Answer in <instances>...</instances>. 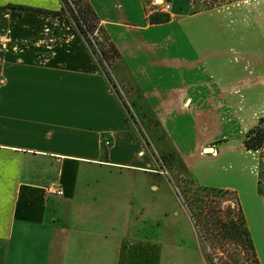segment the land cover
<instances>
[{"label":"crops","instance_id":"0c3cea01","mask_svg":"<svg viewBox=\"0 0 264 264\" xmlns=\"http://www.w3.org/2000/svg\"><path fill=\"white\" fill-rule=\"evenodd\" d=\"M88 2L118 52L119 78L163 130L161 152L196 185L234 190L216 183L244 170L237 158L216 163L232 150L216 149V92L229 68L220 28L193 0H170L160 23L142 0ZM7 5L57 12L61 1L0 0V264H156L172 254L184 205L157 171L155 146H144L76 32L39 42L65 19L12 17ZM51 183L62 196L46 195Z\"/></svg>","mask_w":264,"mask_h":264},{"label":"rangeland","instance_id":"374dc122","mask_svg":"<svg viewBox=\"0 0 264 264\" xmlns=\"http://www.w3.org/2000/svg\"><path fill=\"white\" fill-rule=\"evenodd\" d=\"M60 1L61 9L54 12L59 15L56 17L43 16L54 20V22L57 19H65L66 23L55 24L51 29L53 37H48L49 33L45 32L40 38L41 44L43 42L55 44L66 40L68 38L65 33L67 28L76 32L84 41L67 7H65L66 4H63L64 1ZM142 1L147 14L150 10L147 7L149 0ZM193 3L196 5L193 9L194 12L204 11L210 17V21L215 22L216 26L220 28L223 51V57L221 56L220 60L229 64L227 74L220 75L218 80L220 91L216 92V122L218 121L216 135H219L216 139V149L229 142L237 156L231 154L232 150L222 149L219 150L221 158L216 163L219 165V162L227 163L228 160L237 158L244 169L239 171L236 174L238 176L234 178L231 175H222L221 177L217 174L216 183L218 185L230 184L236 187L234 191L238 194L259 264H264V148L247 150L244 146L251 129L260 127V130H264V0H193ZM68 4L74 8L70 1ZM6 7L11 11L12 17H17L14 14L21 13V7L13 5ZM149 16L155 22H164L170 19L169 14L153 13ZM89 37L92 42H90L92 47L89 48V51L93 63L104 73L110 92L124 108L127 120L146 143L144 146L146 145L151 150L155 146L157 171L163 170V168L168 171L169 174L165 177L172 186L178 204H188V200L189 203L193 202L196 191L188 183L190 178L184 174L186 171L181 169V166L185 167V165L175 160L173 156L168 158L161 152V147L164 146L159 148V145L156 144L160 138H163V130L157 119L153 118L148 111L149 107L142 93L138 92L137 88L127 80L128 76L124 75V78H119L121 71L119 58L112 51L105 33L95 31ZM111 86H114L115 89ZM185 105L187 107L188 103ZM182 110L185 108L182 107ZM214 145L215 143L206 144L205 147L212 148ZM212 149L214 150V148ZM168 151L169 149L166 150V152ZM211 151L210 155H212ZM224 152L230 153V155L222 157ZM225 172L227 171L222 170V173ZM183 212H186L185 208ZM183 212L179 211L183 219L180 218L175 224L180 231V237L172 242V254L167 257L165 255L158 256L156 264H211V260L208 259V249L189 215L188 225L192 235L189 238L186 237L185 232L189 233L190 231H187Z\"/></svg>","mask_w":264,"mask_h":264},{"label":"trees","instance_id":"16d2710c","mask_svg":"<svg viewBox=\"0 0 264 264\" xmlns=\"http://www.w3.org/2000/svg\"><path fill=\"white\" fill-rule=\"evenodd\" d=\"M68 1L74 8L68 4ZM62 2L66 4L65 7L85 44L88 48L92 47L89 36L95 31L104 32V30L88 0H62ZM20 10L21 12L34 11L45 16L59 15V13L34 8L21 7ZM160 22L162 21L157 23ZM110 47L118 56L115 47L112 44ZM262 131L264 130H260V127L249 131L244 143L247 150L264 148V132L261 134ZM188 183L196 191L195 198L191 203L188 200V204H182L208 249V259L211 260V264H259L237 192L230 189L198 186L190 179Z\"/></svg>","mask_w":264,"mask_h":264},{"label":"built area","instance_id":"2783aa9c","mask_svg":"<svg viewBox=\"0 0 264 264\" xmlns=\"http://www.w3.org/2000/svg\"><path fill=\"white\" fill-rule=\"evenodd\" d=\"M147 7L150 9L149 12H147L148 16L153 14V13L169 14L171 11V2H170V0H149ZM95 35H96V33H95ZM113 89H115V88H113ZM115 92H116V90H115ZM105 144L108 145L109 143L105 142ZM211 152H212L211 154L213 156L216 155L215 150L212 149ZM160 172L164 176H168V174H169L165 168H163V170L161 169ZM44 192L46 193V195H53V196H62L63 195V191H62V189L58 183H51V184L47 185L44 188ZM184 208H185V206H184Z\"/></svg>","mask_w":264,"mask_h":264},{"label":"bare ground","instance_id":"6f19581e","mask_svg":"<svg viewBox=\"0 0 264 264\" xmlns=\"http://www.w3.org/2000/svg\"><path fill=\"white\" fill-rule=\"evenodd\" d=\"M210 152V151H209Z\"/></svg>","mask_w":264,"mask_h":264},{"label":"water","instance_id":"95a60500","mask_svg":"<svg viewBox=\"0 0 264 264\" xmlns=\"http://www.w3.org/2000/svg\"><path fill=\"white\" fill-rule=\"evenodd\" d=\"M208 150V149H207Z\"/></svg>","mask_w":264,"mask_h":264}]
</instances>
